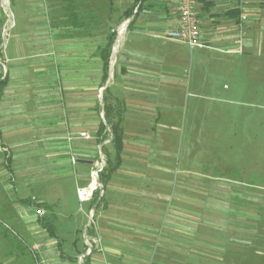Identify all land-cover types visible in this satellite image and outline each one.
<instances>
[{"label":"crops","instance_id":"1","mask_svg":"<svg viewBox=\"0 0 264 264\" xmlns=\"http://www.w3.org/2000/svg\"><path fill=\"white\" fill-rule=\"evenodd\" d=\"M12 12L14 20L20 21L16 5ZM197 15L204 48L192 50L162 38L178 26L177 0H145L134 5L128 19L124 17L127 24L118 32L116 62L113 57L116 83L110 98L113 105L117 102L124 108L122 150L118 164L114 155L104 184L99 181L96 203H81L76 194L77 189L94 186L91 164L96 150L77 138L89 129L87 87L74 90L78 102L71 100L72 91L66 87L48 93L42 104L38 90L26 99L14 100L6 94L0 101V179L8 209L15 212V217L6 215L10 217L5 220L17 228L27 251L28 246L39 245V256L49 264H148L152 257L168 264H264V181L222 179L188 167L175 178L176 130L168 121L178 109L193 55L199 64L212 58L205 50L224 56L253 51L262 60L264 0H200ZM46 41L56 48V57L69 55L76 43L58 37L42 39L41 44ZM18 42L29 40L19 38ZM30 59L39 66V54ZM59 91L65 98L69 93L65 106L58 99ZM73 107L78 113L69 116L66 131L56 124L55 116ZM102 109L103 105L100 116ZM97 125L90 128L96 140ZM41 155L42 180L35 172ZM18 159L24 170L36 175L34 180L29 181L26 173L24 184H16L13 166ZM69 166L65 174L63 168ZM71 172L77 175L75 184ZM255 172L264 178L258 166ZM66 178L70 189L75 186L84 211H73L60 196L49 198L43 193L48 186L60 190ZM38 208L43 210L41 216L35 212ZM90 211L93 225L87 228ZM46 219L53 221L54 236L42 226ZM85 239L92 246L90 253ZM12 260L10 264H15Z\"/></svg>","mask_w":264,"mask_h":264},{"label":"rangeland","instance_id":"2","mask_svg":"<svg viewBox=\"0 0 264 264\" xmlns=\"http://www.w3.org/2000/svg\"><path fill=\"white\" fill-rule=\"evenodd\" d=\"M15 5L22 16L21 20L25 18V21H18L17 17L14 20L12 8ZM134 5L133 0H0V101L5 100L6 94L13 96L14 100L20 97L26 99L31 91L35 95L38 90L42 104L47 100L48 93L64 87L72 91L71 100L77 101L79 94L74 90L79 89V86L87 87L89 129L85 134L88 139L80 138V133L77 138L89 142V146L96 150L91 164L95 166L94 171L101 168L107 172L115 163L114 150L110 146L111 135L105 137L97 131L96 140L90 134V128L103 122V116L98 115V112L104 93L101 90L105 85L108 86L111 103L116 83L114 70L117 68L114 63L110 65L112 54L119 28L127 24L124 16L133 11ZM58 37H69L76 42L71 45L72 55L56 57L58 55H55L53 44L47 41L41 44L42 39ZM112 37L113 43L109 47ZM19 38L29 42L20 44ZM118 50L119 47L117 53ZM106 52H110V55L107 78L104 79L103 57ZM202 52L212 58L199 64L195 55L194 58L189 57L191 63L185 73L186 83L178 96V109L168 119V125L176 130L174 176L180 177V171L188 167L222 179L244 181L249 178L253 183H260L264 178H259L255 171L256 166L259 174V171H264V53L261 60L259 54L253 51H242L238 56H224L206 50ZM37 54L40 59L38 67L36 61L33 63L30 59ZM59 92L58 99L65 106L69 93L65 98L64 93ZM69 111L59 116L60 120L55 116L56 124H62L66 131L69 116L73 118L78 113L74 107ZM102 139L106 142L97 147L96 144ZM36 160L39 166L35 172L39 171L38 179L42 180L43 167L40 162L44 160L43 156ZM71 162L72 165L77 163L74 157ZM18 163L19 159L13 166L16 184L23 183L26 173L29 181L32 178L34 180L36 175L32 177L30 171L24 170L22 164ZM3 168L7 170L5 165ZM68 169L70 166L63 168L65 174ZM99 173L93 178L97 186ZM73 174L71 172L70 179L75 184L78 178ZM2 181L1 177L0 184ZM43 193L49 198L60 196L73 211L85 209V205L76 199L75 186L73 190L70 189L67 178L60 190L48 186ZM6 194L4 184H1L0 264L12 263V257L15 258V264H30L32 258L18 236L20 233L10 221L5 220L10 216L15 217L14 210L8 209ZM22 240L25 241V238ZM158 259L152 257L148 264H168Z\"/></svg>","mask_w":264,"mask_h":264},{"label":"built area","instance_id":"3","mask_svg":"<svg viewBox=\"0 0 264 264\" xmlns=\"http://www.w3.org/2000/svg\"><path fill=\"white\" fill-rule=\"evenodd\" d=\"M200 0H177V12H178V26L176 29L166 32L162 38L178 41L186 44L190 49L195 48H204V45L201 41V30L199 26V19L197 15V5ZM80 138L88 139V136L85 133L79 134ZM101 171V168L93 172V178ZM98 189V186H94L77 189L76 194L79 201L86 202L91 200L92 194ZM36 214L41 216L43 214L42 209L35 210ZM93 213L90 211L87 215L88 224L87 228L93 225ZM97 243V242H93ZM85 244L87 246V253H90L92 246L85 239ZM28 251L31 255L33 264H49L46 260L39 256V245L28 246ZM82 256L79 258V261L82 260Z\"/></svg>","mask_w":264,"mask_h":264},{"label":"trees","instance_id":"4","mask_svg":"<svg viewBox=\"0 0 264 264\" xmlns=\"http://www.w3.org/2000/svg\"><path fill=\"white\" fill-rule=\"evenodd\" d=\"M135 6L136 5H142V3L145 0H133ZM132 15V10L130 12H127L125 14V18L128 19L130 16ZM71 25V24H70ZM114 35V34H113ZM113 37L110 38L109 40V44L111 47L112 43H113ZM109 55L110 52H106L104 58V66H105V70H104V79L107 78V66H108V60H109ZM105 81V80H104ZM103 86V85H102ZM101 86V87H102ZM102 105H103V120L104 122H100L99 124V128H98V134H103V136L107 137L109 135H111L110 138V144L115 152V160L118 164L119 161V155L120 152L122 150V114L124 113V108L119 104V103H115V105H113L112 103H110L108 101V88L105 89L103 96H102ZM105 141V139H102L100 143H103ZM108 174L112 172V169L110 168L109 171H107ZM105 169H103L99 176H100V183L103 185L104 181L106 180V178L109 177V175L107 174V176L105 175ZM99 198V192L98 190L94 191L91 197V201L92 203H96L97 200ZM42 226L43 228H45L48 233L51 236H54V225H53V221L46 219L42 222Z\"/></svg>","mask_w":264,"mask_h":264},{"label":"water","instance_id":"5","mask_svg":"<svg viewBox=\"0 0 264 264\" xmlns=\"http://www.w3.org/2000/svg\"><path fill=\"white\" fill-rule=\"evenodd\" d=\"M124 26V25H123ZM126 26V25H125ZM118 39H119V33H118V37H117V41H116V43L118 42ZM115 46H116V44H115ZM114 57V50H113V54H112V58ZM112 59H111V66H112ZM108 86L107 85H105V87L102 89V91L103 90H105L106 88H107ZM96 183H98V185L100 186V183H99V181L97 180V182Z\"/></svg>","mask_w":264,"mask_h":264},{"label":"bare ground","instance_id":"6","mask_svg":"<svg viewBox=\"0 0 264 264\" xmlns=\"http://www.w3.org/2000/svg\"><path fill=\"white\" fill-rule=\"evenodd\" d=\"M125 27V25L124 26H122V28H121V30L120 31H122L123 30V28ZM118 41H119V39H118ZM118 44V42L116 43V45ZM114 51H115V47H114ZM112 63H113V58H112ZM93 186H91V188H92Z\"/></svg>","mask_w":264,"mask_h":264}]
</instances>
